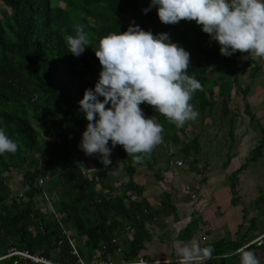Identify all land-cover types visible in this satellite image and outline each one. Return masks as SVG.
I'll list each match as a JSON object with an SVG mask.
<instances>
[{
  "label": "trees",
  "instance_id": "trees-1",
  "mask_svg": "<svg viewBox=\"0 0 264 264\" xmlns=\"http://www.w3.org/2000/svg\"><path fill=\"white\" fill-rule=\"evenodd\" d=\"M0 3V128L18 143L14 154L0 155V255L10 248L32 254L41 250L43 257L59 264H76L62 229L70 233L80 257L85 253L91 257L101 244H107L111 254L109 240L129 226L135 234L126 241L124 258H136L143 240V222L148 219L143 210L149 214L144 200L133 198L141 189L130 181L115 188L105 176L90 175L88 180L82 175L88 166L79 161L84 153L78 144L87 121L77 101L85 89L93 87L101 69L92 48L108 33L123 32L130 22L153 34L167 33L170 42L190 54L188 75L201 84L190 103L201 112L210 103L204 94L211 83L206 70H216L219 64L227 66L223 58L231 60L232 56L216 57L217 47L194 21L163 24L155 7L143 12L149 0ZM81 25L90 47L77 57L66 51L64 37L74 35L76 26ZM202 39L209 43L207 50L200 44ZM140 107L145 118L153 116L164 130L171 129L174 134L176 126L154 112L152 106ZM115 148L132 175V157L120 145ZM148 158L149 154L134 164L149 166ZM18 172L20 186L15 192L25 189L22 199L13 195L9 185L13 173ZM38 177L46 180L37 188ZM168 199L165 195L163 203L172 209ZM60 239L62 243L57 245ZM15 260L14 256L0 264H13Z\"/></svg>",
  "mask_w": 264,
  "mask_h": 264
},
{
  "label": "crops",
  "instance_id": "crops-1",
  "mask_svg": "<svg viewBox=\"0 0 264 264\" xmlns=\"http://www.w3.org/2000/svg\"><path fill=\"white\" fill-rule=\"evenodd\" d=\"M210 42L219 53L216 42ZM246 55L237 51L231 60L223 58L227 66L206 70L211 83L204 94L210 103L203 112L193 105L198 117L176 127L173 135L162 127L149 166L132 163L129 175L112 147L108 168L99 156L88 167L91 176H105L115 188L130 181L141 189L133 198L144 200L149 214L137 257L177 264L175 248L194 237L202 247L214 249L206 264H238L234 252L264 234V60L242 59ZM176 161L179 167L170 166ZM165 195L172 209L165 207ZM126 227L115 234L133 237L135 229ZM250 246L264 257V239ZM86 254L80 257L84 262L94 261L95 252Z\"/></svg>",
  "mask_w": 264,
  "mask_h": 264
},
{
  "label": "clouds",
  "instance_id": "clouds-1",
  "mask_svg": "<svg viewBox=\"0 0 264 264\" xmlns=\"http://www.w3.org/2000/svg\"><path fill=\"white\" fill-rule=\"evenodd\" d=\"M153 7L163 24L194 21L225 57L239 51L247 54L242 59L264 60V0H149L142 11ZM64 42L66 51L77 57L90 47L82 25ZM92 51L101 69L93 87L77 101L87 121L78 148L86 156L98 154L105 168L116 145L139 163L161 142L162 126L153 116L145 118L141 104L178 128L198 117L190 100L201 84L188 75L190 54L170 42L167 33L153 34L130 22L123 32L101 37ZM17 149L18 143L0 128V155ZM213 252L211 245L202 247L193 237L178 245L174 256L177 264H206ZM238 256V264H264L251 246L238 249Z\"/></svg>",
  "mask_w": 264,
  "mask_h": 264
},
{
  "label": "built area",
  "instance_id": "built-area-1",
  "mask_svg": "<svg viewBox=\"0 0 264 264\" xmlns=\"http://www.w3.org/2000/svg\"><path fill=\"white\" fill-rule=\"evenodd\" d=\"M110 146V145H109ZM35 159H37V155L34 156ZM98 157L97 155H88L86 156L83 154L81 156V159L79 161H84L85 164L90 167L91 163ZM181 165L180 161H176L174 163H170V166L179 167ZM82 175H84L88 180H90L91 176L88 172V169L82 170ZM46 180V177H38L35 181V187H41L44 184V181ZM24 190H20L18 192L13 193L14 196H16L18 199H22L24 197ZM194 197V196H193ZM45 203L47 204L48 208L50 209V213L53 214V209L48 203L47 198L44 196ZM143 213L147 216L148 211L146 209L143 210ZM41 230L42 227L40 228ZM62 234L65 235L69 246L71 248V253L73 256L77 258L76 264H153L154 261L147 260L142 257H136L134 259L128 260L124 258L123 248L124 243H126L127 240H130L129 236H126L124 234L117 235L114 234L111 239L109 240V244L111 247H113V251L111 254L108 252V245L107 244H101L100 248L96 250L95 259L92 262L86 263L84 262L80 256L78 255V252L76 251V248L74 246L73 241L70 239V237L67 236L66 232L63 230ZM203 238L202 240H204ZM264 239V234H262L260 237L256 238L255 240L249 242L246 246L250 245H256L259 246L262 243V240ZM62 243V240L57 241V245H60ZM234 253H238V250ZM16 257V260L13 262V264H18L20 261H30L35 264H56L42 255V251H37L36 253L32 254L27 251H17L15 248H10L7 250L6 254L3 257H0V259H10L11 257ZM159 264H163L159 262Z\"/></svg>",
  "mask_w": 264,
  "mask_h": 264
},
{
  "label": "rangeland",
  "instance_id": "rangeland-1",
  "mask_svg": "<svg viewBox=\"0 0 264 264\" xmlns=\"http://www.w3.org/2000/svg\"><path fill=\"white\" fill-rule=\"evenodd\" d=\"M0 5H1V3H0ZM200 44L202 46H204L206 50L208 49V48H206V45H209V43L206 40H203L202 39ZM20 176H21V174L19 172L18 173H13L12 178L10 179V181L8 179L10 188L14 192L19 189V186H20Z\"/></svg>",
  "mask_w": 264,
  "mask_h": 264
}]
</instances>
